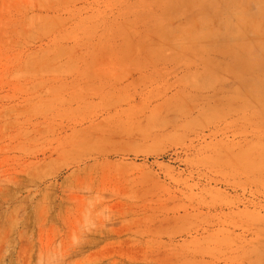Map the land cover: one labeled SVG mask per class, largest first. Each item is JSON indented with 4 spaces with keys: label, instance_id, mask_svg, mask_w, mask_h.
Here are the masks:
<instances>
[{
    "label": "rangeland",
    "instance_id": "obj_1",
    "mask_svg": "<svg viewBox=\"0 0 264 264\" xmlns=\"http://www.w3.org/2000/svg\"><path fill=\"white\" fill-rule=\"evenodd\" d=\"M0 264H264V0H0Z\"/></svg>",
    "mask_w": 264,
    "mask_h": 264
}]
</instances>
